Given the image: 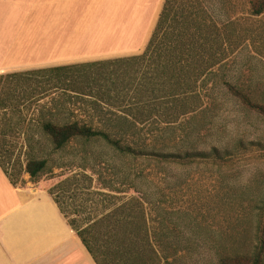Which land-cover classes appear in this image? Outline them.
Masks as SVG:
<instances>
[{"label": "trees", "instance_id": "trees-1", "mask_svg": "<svg viewBox=\"0 0 264 264\" xmlns=\"http://www.w3.org/2000/svg\"><path fill=\"white\" fill-rule=\"evenodd\" d=\"M206 2L165 0L141 53L0 75V166L14 185L24 186V173L34 182L48 172L55 176L50 158L29 154L22 159L21 152L16 155L19 143L7 137L12 131L23 134L31 113L43 116L42 133L58 151L78 142L101 143L100 151L86 149L83 162L75 167L91 170L105 189L133 192L115 209L83 219L80 225L78 217L68 215L65 203L69 193H79V178L86 173L63 171L65 177L49 190L97 264H171V258L184 254L189 260L193 254L185 251L190 243L188 217L161 207L160 217L152 219L146 207L170 203L173 189L181 185H173V166H190L208 157L199 147L200 129L186 121L198 110L201 88L227 58L224 34L210 19ZM249 4L253 15L264 14V0ZM225 83L248 108L264 114V103L255 101L250 89ZM155 112L165 116V125L145 136L147 120ZM32 142L26 135L24 143ZM72 164L58 167L72 166L65 170L73 172ZM219 264L264 260L262 251H256L222 255Z\"/></svg>", "mask_w": 264, "mask_h": 264}, {"label": "rangeland", "instance_id": "rangeland-1", "mask_svg": "<svg viewBox=\"0 0 264 264\" xmlns=\"http://www.w3.org/2000/svg\"><path fill=\"white\" fill-rule=\"evenodd\" d=\"M151 1L144 0L145 4ZM160 1L155 0L149 15L156 14ZM206 1L210 19L219 23V30L224 34L227 58L216 75L210 78L209 85L201 88L202 100L197 102L198 110L188 116L186 121L191 120V127L200 129V138L197 139L195 136L194 139L200 141L199 147L208 154V157L204 162L190 166H173L171 171L176 176L173 185H177L178 182H181V185L174 186L175 194L169 198L168 205H149L146 207L147 213L150 218L158 219L164 209L161 207H172V211H179L189 219L187 221L189 228L186 232L190 237V243L187 242L185 251H191L193 254L189 260L184 259V254L175 260L171 258V264H219L222 255L249 254L256 251H262L264 260V114L248 108L229 92L225 83L229 81L250 89L254 100L264 103V14L253 15L249 0ZM128 3V0L120 2V9L117 7L120 19L113 20L110 14L105 22L108 27L98 29V32L108 31L106 34L109 35L112 24L117 22L118 25L128 20ZM129 20V23H137L133 14ZM36 30L29 32L31 38L28 44H18V52L22 56H30L31 51L27 48L34 46L35 50L37 44H31L45 35L44 29L40 32ZM67 36L65 30L64 36L60 39V48L65 44L66 41L62 40ZM146 44L137 45L136 48L129 45L127 49L115 38L114 43L107 47L105 56L120 57L119 55L123 54L142 52ZM90 46L92 45L89 44ZM79 50L71 53V56H78L81 52ZM62 52L60 49V55ZM95 58L88 61H95ZM47 65L42 66H57L56 61L49 62L50 66ZM35 67L41 68L37 63L19 68L17 71ZM59 96L60 92L56 93L55 97ZM163 111H160L161 114ZM161 114L155 112L152 118L147 120L145 136H148L150 131L159 132L160 128L164 127L165 116ZM28 119L22 127L23 134L12 131L7 137L14 143H19L16 155L21 152L22 159L29 154L38 158H50V167L53 168L55 176L51 177L48 172L34 182L28 173H24V185L33 183L50 190L65 177L61 176L63 171H66V175L78 171L86 173L79 178L81 179L79 193L78 190L76 193H69L70 199L65 203L68 215L71 218L78 217L80 225L84 224L83 219L110 212L133 194L132 191L112 192L105 189L100 186L91 170L83 171L80 167H75L83 162L86 149L100 151L103 148L101 143L84 145L78 142L70 145L65 151H58L42 133L43 116L30 113ZM1 120L2 117L0 129L3 127ZM182 120L184 121V118ZM175 127H179L178 134H181L180 126ZM26 135L33 139L31 145L24 143ZM63 162L68 165L74 163L73 172L65 170L72 166L59 168L58 165ZM104 171L111 175L108 168ZM248 173L250 175L245 178ZM159 178L162 181L163 177Z\"/></svg>", "mask_w": 264, "mask_h": 264}, {"label": "crops", "instance_id": "crops-1", "mask_svg": "<svg viewBox=\"0 0 264 264\" xmlns=\"http://www.w3.org/2000/svg\"><path fill=\"white\" fill-rule=\"evenodd\" d=\"M123 1L0 0V75L37 63L43 67L53 61L63 65L93 57L94 60L116 57L105 56L115 38L127 49L129 45L136 48L148 43L165 0H159L155 15H149L155 0L148 4L144 0H128V16L131 19L135 15L137 23H129L128 17L118 25L112 24L109 35L108 31L98 32L108 27L105 22L110 14L113 20L120 19L117 7ZM32 29L37 32L44 29L45 37L33 41L31 45L37 44L35 50L34 46L27 48L30 56H22L17 46L28 44ZM65 30L68 36L60 48ZM78 50L81 51L78 56H71ZM138 53L141 51L119 56ZM0 264H97L49 190L33 183L14 185L1 166Z\"/></svg>", "mask_w": 264, "mask_h": 264}, {"label": "clouds", "instance_id": "clouds-1", "mask_svg": "<svg viewBox=\"0 0 264 264\" xmlns=\"http://www.w3.org/2000/svg\"><path fill=\"white\" fill-rule=\"evenodd\" d=\"M248 175H250V173L246 174V177L245 178H247Z\"/></svg>", "mask_w": 264, "mask_h": 264}]
</instances>
